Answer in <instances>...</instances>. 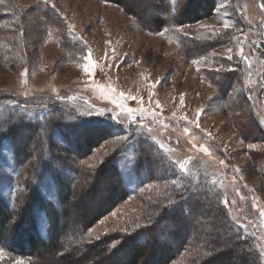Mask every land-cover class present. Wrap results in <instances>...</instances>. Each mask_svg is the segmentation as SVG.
<instances>
[{
  "label": "rangeland",
  "instance_id": "1",
  "mask_svg": "<svg viewBox=\"0 0 264 264\" xmlns=\"http://www.w3.org/2000/svg\"><path fill=\"white\" fill-rule=\"evenodd\" d=\"M262 1L219 0L214 13L199 22L155 30L150 20L161 14V3L156 0H124L122 5L112 0H0V102L4 101L0 110L9 107L26 118L41 120L44 115L38 108L56 102L77 115H92L123 127L118 137L107 136L88 155L86 137L99 129L81 131L83 135L72 138L67 150L57 152L60 161L56 155L51 160L66 172L71 183L75 180L73 169L81 171L75 188L70 187L77 195L66 206L68 217L61 216L60 249H45L36 256L19 255L15 231L9 229L5 241L8 248L0 245V264H121L117 255L116 260L108 255V249L126 247L123 236L145 224L151 203L163 201L162 206L167 207L174 202L164 182L148 183L94 226L85 225L82 239L86 245L93 250L100 243L109 245L101 256L93 254L90 246L76 250L71 246L80 243L77 233L87 216L107 202L109 182L103 171L100 176L93 173L124 142L119 158L124 180L130 190L143 184L144 178L135 170L136 141L129 138L135 135L159 144L177 168L180 179L176 185L212 188L238 239L248 242L250 251L254 249L257 260L264 264V135L259 139L255 131L249 134L253 129L264 133V53L258 47L264 35ZM145 4L150 6L144 8ZM188 40L206 47L190 56ZM89 63L92 66L86 71ZM231 73L238 76L246 103L240 118L225 101L218 81ZM230 96L235 98V92ZM7 101L26 107L13 108ZM21 134L29 135L25 129ZM63 141L58 132L53 133L52 144L63 148ZM30 150L33 146L28 154L36 163L38 156ZM14 155L7 142L0 145V191L11 206L23 189L17 182ZM83 167L90 172V183L89 192L80 196ZM53 181L47 177L43 189L58 206ZM200 210L201 215L194 208L187 217L199 232L191 225L182 232L189 240L174 264L203 250L194 239L203 236L198 234L210 218L203 207ZM37 224L40 233L48 236L49 221L43 209L37 212ZM158 241L165 248L182 243ZM239 249L237 245L226 249L225 255L232 257L228 264L243 260ZM224 252L212 254L216 258Z\"/></svg>",
  "mask_w": 264,
  "mask_h": 264
},
{
  "label": "trees",
  "instance_id": "2",
  "mask_svg": "<svg viewBox=\"0 0 264 264\" xmlns=\"http://www.w3.org/2000/svg\"><path fill=\"white\" fill-rule=\"evenodd\" d=\"M112 1L121 5L124 3V0ZM156 1L161 3L159 8L161 14H165V17L161 14L154 16L150 20V25L151 28L159 30L176 23L184 25L199 22L214 13L219 0ZM149 6L150 4L143 5L144 8ZM52 16V18L55 19L56 13L52 12ZM53 19L50 20L52 21ZM182 42L183 39L181 43ZM187 42L190 47V56L198 55L199 49L203 50V48L206 47L204 43L198 44L191 40ZM258 47L259 50L264 53V35L260 37ZM218 81L222 84L221 91L225 101L228 102L234 111L238 112V115H236L240 118V113L246 109V103L244 102L245 100H243V92L239 89L238 76L235 73H231L230 76L222 77V79L220 78ZM233 92L236 94L235 98L230 96ZM2 103H4V101L0 102V106H3ZM11 103L13 108L20 107L21 109L22 107H26L18 103ZM38 109L42 110L44 119L35 120L26 118L13 109H9V107L0 110V145L7 142L13 148L15 162L18 167L17 182H20L23 187L22 191L16 196L13 206L5 201L0 191V245L6 246L5 241L7 233L9 229H12V231H15V236L17 237V254L23 256L29 253L36 256L45 249H60L58 247V242H60L63 237L61 216L63 217L65 215V218L68 217L66 206H68L74 196L77 195V192H74L75 190H70V187L73 185L75 188L77 185L76 182L79 181L80 170L78 167L73 169V171H76V173L73 172L72 174L75 180L72 182L73 184L69 182L68 179L70 178L66 175V172H62L61 167L56 168L55 165L51 163L54 161L53 158L55 155L57 159H59L58 161H60L61 157L58 156L57 152L61 154L63 149L67 150L73 142V140H71L72 138H80L79 136L83 135L81 131H89L92 128L99 129L97 134L86 137L87 145L85 154L88 155L99 143L105 140L107 136L112 135L118 137L123 128L120 124H109L104 120H96L94 119L95 116L92 115H77L74 110L67 108V106L57 104L56 102H52L44 109ZM92 119L94 121H91ZM22 129L28 131L29 135L26 137L22 135ZM55 132H58L64 139V143L62 144L63 148L61 146V148L57 147L54 143L52 144V135ZM250 133H254V136L259 139L264 135L262 130L256 131L253 129V132H249V134ZM129 138L130 140L134 139V141H136L137 156L135 170L137 175H140L139 177L144 178L143 184L134 190H130L124 180L119 166L120 154H122L125 149L126 142H124L119 150L113 154L112 157L107 159L105 164L97 168L99 169L98 171L96 169L97 172H94L95 170L93 171V175L95 174V176H100L103 171L104 173H102L105 175V179H107L106 181L109 182L108 197L105 198L107 202L100 205L97 210H94L92 215L87 216L86 223H82L80 231L77 233V237L79 238L77 240L80 243L77 245L73 244L71 246L72 250L86 246L89 248L90 245H86L82 239L85 225L91 228L110 210L117 207L120 202L137 195L145 185L156 180L158 182H164L167 184V187L169 186L171 192L169 196H172L170 198L172 200L174 199V202L167 207L162 206L163 201L161 203L160 201L151 203L153 206H149L150 212L145 224L137 227L132 234L130 233L131 235L128 234V236H123V238L126 239L125 248L120 249L117 247L111 250L107 248L109 245L107 246V242H105L95 246L94 250L93 247L90 246V250H93V254L101 256V253L105 251L104 248L106 247L109 252L108 255L114 256V259L116 255L118 259L121 258V264H174L179 257V252H181L186 242L189 240V237L184 236L182 232L187 230V227H190V225L194 231L197 229L195 225L190 224V220H187V217L193 214L192 211L194 208L196 209V214L198 213L201 215L200 207H203L205 215L210 218L206 221V226L210 228V230H206V227L198 234V236H201L202 232L203 236L194 239L197 244L203 245V250L199 249L195 257L181 261L183 263L178 264H228L232 260V257L230 255H225L227 253L226 249H228V247L232 248L233 245L240 247V254L243 255V260L240 261V264H248L246 257L249 258L251 264H262L257 260L256 251L254 249L250 251V244L238 239L239 234L237 231L233 230L232 226H230L226 220L212 188L209 189L204 186L202 188V185L196 187H190L185 184H181L180 186L176 185L175 183L179 182L180 179L177 168L169 161L159 144L146 136L135 135ZM23 139L25 140V144L20 147L19 143L23 141ZM32 146L33 150L30 151H33V153H36L38 156L36 163H34V160L31 161L30 154H28ZM49 147H52V151ZM33 165H35L34 170ZM81 170L82 172L84 171L85 175H83L84 178L82 175L80 178V184H82L79 189L80 196L86 195L89 192L88 184L90 183L89 170H84V167ZM49 176L54 180L58 206L54 205L44 193L43 184L45 179ZM83 186L87 187L84 188ZM39 209H43L46 212L49 221L48 236H43L39 231L37 224V212ZM52 218L55 223L52 224L53 226L51 225ZM160 238L174 244H177V241L182 243L181 246L179 244L175 246V248H165L160 245L158 241ZM198 238L201 239L199 241L203 244L199 243ZM74 242L76 243L77 241L75 240ZM141 242H145L146 246H143ZM212 251L219 254L225 252L224 255L218 256L219 259H217L218 257L215 258ZM150 256L151 259H149Z\"/></svg>",
  "mask_w": 264,
  "mask_h": 264
},
{
  "label": "snow or ice",
  "instance_id": "3",
  "mask_svg": "<svg viewBox=\"0 0 264 264\" xmlns=\"http://www.w3.org/2000/svg\"><path fill=\"white\" fill-rule=\"evenodd\" d=\"M53 7H54V5H53ZM229 25H228V23L226 22L225 23V27L227 28ZM229 51H231V49L229 50ZM241 54H243V49H241ZM89 60H91V51H89ZM196 61H194V63H195ZM94 63V62H93ZM91 63H89V64H86L85 65V69H86V71L87 70H89L90 68H91ZM98 114H103L102 112L101 113H98ZM180 167L181 168H183L184 167V165H180Z\"/></svg>",
  "mask_w": 264,
  "mask_h": 264
}]
</instances>
